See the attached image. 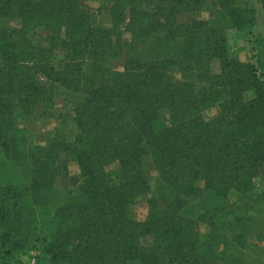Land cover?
Instances as JSON below:
<instances>
[{
    "label": "trees",
    "instance_id": "obj_1",
    "mask_svg": "<svg viewBox=\"0 0 264 264\" xmlns=\"http://www.w3.org/2000/svg\"><path fill=\"white\" fill-rule=\"evenodd\" d=\"M213 1L222 22L210 25L174 23L207 0H116L115 23L126 7L130 18V41L119 43L115 30L92 26L78 0H0V20L11 13L52 34L50 49L37 50L0 26V177L1 158L27 157L16 114L52 100L55 88L75 102L78 127L72 145L39 149L34 170H14L18 187L0 179L1 263L33 250L37 264H264V35L255 65L227 58V28L253 26V10ZM55 45L65 49L58 70ZM123 51L115 75L107 63ZM212 60L220 73L199 95L170 76L175 69L205 79ZM247 90L255 97L241 102ZM212 105L219 113L204 121ZM63 152L74 154L81 178L57 207L50 198ZM146 160L157 178L145 221L134 222L128 207L151 192ZM193 210L196 218L185 215ZM195 219L207 227L204 240Z\"/></svg>",
    "mask_w": 264,
    "mask_h": 264
},
{
    "label": "rangeland",
    "instance_id": "obj_2",
    "mask_svg": "<svg viewBox=\"0 0 264 264\" xmlns=\"http://www.w3.org/2000/svg\"><path fill=\"white\" fill-rule=\"evenodd\" d=\"M116 0H78V5L88 8L92 14V26L101 30H115L117 33L114 41L119 43H128L131 35L125 29V26L129 23V14L125 8L124 14L118 18V23H115L113 18L112 8ZM217 4V2H216ZM231 6L244 10L245 8H251L253 10L254 24L251 27L242 31H236L235 29L227 28L226 30V56L240 64H253L255 65L256 57V45L255 40L264 35V8L257 0H231ZM152 9V7H151ZM222 13L218 10L213 0H207L206 6L200 11H193L189 13L177 14L174 18L176 24H188L195 21L207 22L210 25H214L217 22H222ZM260 18V24L262 32L257 33V19ZM0 26L7 29L8 33L12 35V38L21 40L29 45L32 49H50V39L52 34L41 27L40 25L23 23L19 20L12 18V14L4 16L0 20ZM25 45V44H24ZM126 52L123 51L122 57L111 59L107 63L109 71L115 75L121 74L124 69V62ZM65 55V49L59 45H55L50 50L51 65L55 70L60 67V62ZM208 75L205 79H199L196 73L183 74L178 70L173 69L170 72L171 78L176 82H188L191 86L194 94L199 95L203 89L208 90L211 83H214L212 77L220 73V65L218 60H212L208 66ZM211 77V79H210ZM44 83V80H41ZM55 96L52 100L46 103L39 104L32 108L27 113L16 114L14 120V127L19 130L20 135L23 137L24 152L26 158H23L20 162L17 160H4L1 161L7 163L5 171L7 177H0V179H9L16 182V185H20L18 180L12 175L17 168L21 171L31 172L36 168L34 163L35 154L39 149H53L61 150L57 148V145H72L78 135V127L74 122L73 108L75 102L72 99L65 98L62 95L61 89L55 88ZM255 97L253 90H247L242 93L241 102L247 103L253 100ZM219 108L217 105H212L205 109L201 116L204 121H211L217 117ZM41 152V151H40ZM58 169L56 176L53 180V195L51 196V206H60L65 202L66 195L72 191L80 183V169L72 152H63L60 156L58 163ZM144 176L146 182L151 188V192L137 196L134 198L132 204L128 207V217L134 222H144L148 215V201L152 197V189L157 178V173L148 160L144 163ZM22 188H26L25 185L31 181L30 175H27L22 179ZM232 199L234 197H231ZM197 212L193 210L188 213L185 211V215L196 218ZM195 228L198 232L199 238L204 240L207 234V227L201 224L195 219ZM31 255H36V252L29 250L27 255L20 258L18 261L27 259ZM128 264H134L129 262Z\"/></svg>",
    "mask_w": 264,
    "mask_h": 264
},
{
    "label": "built area",
    "instance_id": "obj_3",
    "mask_svg": "<svg viewBox=\"0 0 264 264\" xmlns=\"http://www.w3.org/2000/svg\"><path fill=\"white\" fill-rule=\"evenodd\" d=\"M0 264H37L34 255H31L27 259L21 260L19 263L9 262V263H1Z\"/></svg>",
    "mask_w": 264,
    "mask_h": 264
},
{
    "label": "crops",
    "instance_id": "obj_4",
    "mask_svg": "<svg viewBox=\"0 0 264 264\" xmlns=\"http://www.w3.org/2000/svg\"><path fill=\"white\" fill-rule=\"evenodd\" d=\"M257 33L260 34L262 32V27H261V24H260V18L257 19Z\"/></svg>",
    "mask_w": 264,
    "mask_h": 264
}]
</instances>
